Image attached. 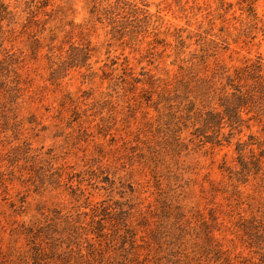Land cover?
<instances>
[{"label":"rangeland","instance_id":"rangeland-1","mask_svg":"<svg viewBox=\"0 0 264 264\" xmlns=\"http://www.w3.org/2000/svg\"><path fill=\"white\" fill-rule=\"evenodd\" d=\"M239 1L0 0V264H264V162L247 172L236 151L262 155L264 100L229 143L227 125L221 145L200 130L264 55V0L252 40ZM103 204L126 224L99 237Z\"/></svg>","mask_w":264,"mask_h":264},{"label":"trees","instance_id":"trees-1","mask_svg":"<svg viewBox=\"0 0 264 264\" xmlns=\"http://www.w3.org/2000/svg\"><path fill=\"white\" fill-rule=\"evenodd\" d=\"M254 0H240L238 2L239 4V9L241 10L240 16H235L234 19L236 21H239L241 26L239 27L240 29V34L245 36L244 40H247V38H250V40L254 39L257 35V14L254 9ZM47 3L44 1L40 2V7L46 6ZM223 5H225L223 7ZM233 7V3L231 2H222L221 9L224 10V12H228L231 8ZM32 12V11H31ZM34 12V11H33ZM9 14L8 8L3 5V3H0V19L5 18ZM249 40V41H250ZM2 44V41L0 42ZM184 46V41L181 40L178 45L179 47ZM203 52L198 55L197 58H185L182 59L183 62L189 63L190 65V70L194 69H201L204 68L206 65V61L208 58V50L207 48H202ZM179 51L177 52V55ZM10 64L9 60H3L0 61V70L2 74L6 75L7 72H9V67L8 65ZM228 80L232 83V87L234 88L235 92H232L231 94L234 96V99L229 96V92L225 91V93L220 97V105L221 109L217 111L209 110L207 112V117L203 119V124L201 127V134L204 135L205 139L203 140L202 144L206 143H212L214 145H221L222 140L219 138V135L222 134L224 135L223 132V127L227 125L229 129L231 130L228 135L229 138H226L227 143L230 142V137L231 133H233V129L238 128L241 126L246 120L242 117L241 115V109L245 107L246 103L248 101H256L258 100L259 97H261L262 100H264V55L259 54L257 55V58L254 60L249 61L244 68L238 69L233 73L232 75L227 76ZM247 77V78H246ZM210 77H207L206 80L203 79L204 83L202 84L203 88L206 87L207 85L212 89V86H210ZM246 78V80L251 79L253 81L252 84H247L245 85L243 82V79ZM235 81H239V84H233ZM138 82V81H137ZM201 87V86H200ZM245 87V88H244ZM205 89V88H204ZM208 91V90H207ZM257 93V94H255ZM150 99V98H149ZM159 102V101H158ZM193 103V102H192ZM264 104V102H262ZM3 120L5 124L8 123V117L6 115H2ZM186 125V124H185ZM205 126L207 128H212L214 127L213 134H205ZM178 128V126L176 127ZM180 129V127H179ZM154 131V130H153ZM170 134V133H168ZM227 135V136H228ZM225 136V137H227ZM172 139L177 141L178 137L176 133H173L172 130ZM252 142H238L236 151L238 152V159L242 165V169L246 170L247 172L252 171L251 168L258 169L262 166L264 162V150L262 151V155L258 156L253 149L251 150V162L248 160L244 159L243 157V149L246 145H250ZM252 165V166H251ZM108 206L110 205H101L100 207H96L92 209V216H91V223L90 225L93 226V230H90V232L96 234V236H101L100 233L104 232V229H107V224H114V226H118L119 222H123L126 224V218L123 215V210L117 209L114 210V212H108ZM98 210V211H97ZM97 212V213H96ZM99 212V213H98ZM96 213V214H95ZM98 217V218H95ZM143 217V216H142ZM132 228V227H131ZM133 229V228H132ZM118 232V231H117ZM127 233H131V229H127ZM105 236L107 235V232H104ZM124 236V235H123ZM135 240V239H134ZM134 240H132V247H137L135 246ZM125 241V240H124ZM111 240H108L107 246H110ZM41 246V245H40ZM102 247V245H101ZM93 248V247H92ZM93 251V249H92ZM103 253H101L102 255ZM41 255V248L36 246L35 247V252L34 256ZM103 256V255H102ZM64 264H72L68 263L66 258V255H62ZM69 258V257H68Z\"/></svg>","mask_w":264,"mask_h":264}]
</instances>
